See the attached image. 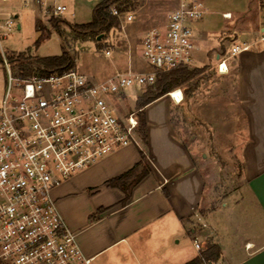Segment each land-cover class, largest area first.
Returning a JSON list of instances; mask_svg holds the SVG:
<instances>
[{
	"label": "built area",
	"instance_id": "2783aa9c",
	"mask_svg": "<svg viewBox=\"0 0 264 264\" xmlns=\"http://www.w3.org/2000/svg\"><path fill=\"white\" fill-rule=\"evenodd\" d=\"M23 6L39 9L44 18L67 10L57 0H24ZM111 14L122 22L124 14L116 8ZM206 15L203 0H175L168 21L142 39L150 70L117 73L101 82L75 68L49 75L35 69L26 78L15 77L1 47L7 86L0 101V264H92L54 192L78 172L138 145L137 112L120 115L115 103H122L130 88L153 86L159 74L193 66L199 51L194 30ZM132 20L127 15L126 21ZM15 26L13 18L6 20L0 26L4 37ZM248 48L234 46L229 56L218 55V73L228 74V61Z\"/></svg>",
	"mask_w": 264,
	"mask_h": 264
},
{
	"label": "crops",
	"instance_id": "0c3cea01",
	"mask_svg": "<svg viewBox=\"0 0 264 264\" xmlns=\"http://www.w3.org/2000/svg\"><path fill=\"white\" fill-rule=\"evenodd\" d=\"M170 1L173 9L175 0ZM250 6L251 40L242 45L249 48L228 61L245 128V188L237 193L238 200L229 196L222 203L236 219H222L220 225V216L205 206V177L177 132L170 97L164 96L144 109L145 141L138 134V145L111 154L54 192L61 215L92 264H186L200 254L194 241L203 251L218 246L217 264H264V237L258 235L264 229V4L255 0ZM234 17L229 11L222 14L226 21ZM160 103L164 109L154 111ZM141 153L150 173L123 204L125 193L109 182L138 166L129 182L139 175Z\"/></svg>",
	"mask_w": 264,
	"mask_h": 264
},
{
	"label": "rangeland",
	"instance_id": "374dc122",
	"mask_svg": "<svg viewBox=\"0 0 264 264\" xmlns=\"http://www.w3.org/2000/svg\"><path fill=\"white\" fill-rule=\"evenodd\" d=\"M254 1L203 0L208 13L203 21L196 24L194 40L199 51L194 65L188 68L202 72L189 83L174 90L182 91L183 102L175 104L171 99V113L177 132L205 177L208 195L205 206L214 209L216 217L220 216V225L223 224L220 223L222 219L233 222L235 218L222 204L226 197L230 196L236 201L237 193L245 188L241 170L245 128L236 100L235 73L220 75L217 70V55L227 57L234 46H242L244 42L251 40L249 31L254 13L251 14L253 7L250 3ZM256 1L259 5L264 4L263 0ZM23 2L24 0L0 2V26L9 18L16 22L15 28L8 32L7 37L0 30V55L2 56V47L7 59L23 54L37 63L39 59L58 57L66 51L73 59L75 70L95 82L105 81L117 73L150 70L142 56V39L147 31L162 27L166 23L167 13L172 9L170 0H134L130 12L123 15L119 28L113 30L103 41L96 42L78 39L67 25L55 21L63 20L71 25L90 23L98 0H57L59 5L66 7V12L60 17L45 18L39 9L33 6L25 8ZM160 2L164 4L160 5ZM226 11L235 16L234 20L226 21L222 18ZM128 14L133 17L131 22L126 21ZM39 24L47 35L36 45L41 34ZM234 30L237 31V39L231 36ZM106 51L111 52L109 57L105 55ZM10 67L15 77H18L16 63H10ZM6 86L7 70L0 60V101ZM147 89H128L124 101L115 103L119 114H139V103ZM171 93L166 96L169 97ZM163 109V103L153 108L154 111ZM245 233L248 236L251 234L248 230ZM258 235L260 238L264 237V229H260Z\"/></svg>",
	"mask_w": 264,
	"mask_h": 264
},
{
	"label": "trees",
	"instance_id": "16d2710c",
	"mask_svg": "<svg viewBox=\"0 0 264 264\" xmlns=\"http://www.w3.org/2000/svg\"><path fill=\"white\" fill-rule=\"evenodd\" d=\"M134 5V0H103L99 2L92 12V21L83 25H71L63 20H56L57 23H63L67 25L72 34L81 40H93L98 42V38L103 36L102 40L109 35L113 30L119 28L120 21L111 14V9L116 8L121 14L130 12ZM40 36L36 42V45L40 44L45 38V29L39 24ZM59 32L57 26H54ZM61 33V32H60ZM62 34V33H61ZM0 60L2 62V57L0 55ZM9 63H16L18 68V77L26 78L31 75V73L37 69L44 75H49L52 73H63L64 71L74 68V62L71 55L68 52H63L58 57H50L46 59H39L37 63L31 61V57L26 55H19V57H11L8 59ZM202 71L198 69L190 70L188 68H183L179 70H174L167 73H162L157 76L156 82L153 86L147 87L148 89L142 95L139 103V114L137 112V118L139 121L138 134L143 141L146 140V118L144 114V109L159 100L160 98L168 95L172 91L181 88L186 83L192 81L197 75ZM142 171L137 175L132 181L129 182L131 176L134 175L136 169L112 180L109 185L112 187L120 188L126 195V199L123 204H126L130 199V191L146 176L149 175L150 169L146 164V158L144 154L141 153ZM221 258V250L218 246L212 245L205 251L199 254L194 260L186 264H217Z\"/></svg>",
	"mask_w": 264,
	"mask_h": 264
},
{
	"label": "bare ground",
	"instance_id": "6f19581e",
	"mask_svg": "<svg viewBox=\"0 0 264 264\" xmlns=\"http://www.w3.org/2000/svg\"><path fill=\"white\" fill-rule=\"evenodd\" d=\"M169 97L170 99H173L174 102L179 104L183 101V95L179 91L172 92V96L170 95Z\"/></svg>",
	"mask_w": 264,
	"mask_h": 264
},
{
	"label": "water",
	"instance_id": "95a60500",
	"mask_svg": "<svg viewBox=\"0 0 264 264\" xmlns=\"http://www.w3.org/2000/svg\"><path fill=\"white\" fill-rule=\"evenodd\" d=\"M18 28L20 29V27H18ZM102 38H103V36H100V37L98 38V41L100 42Z\"/></svg>",
	"mask_w": 264,
	"mask_h": 264
}]
</instances>
